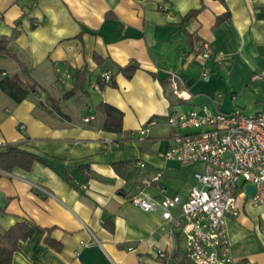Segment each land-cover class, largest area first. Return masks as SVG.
I'll use <instances>...</instances> for the list:
<instances>
[{
	"label": "crops",
	"instance_id": "0c3cea01",
	"mask_svg": "<svg viewBox=\"0 0 264 264\" xmlns=\"http://www.w3.org/2000/svg\"><path fill=\"white\" fill-rule=\"evenodd\" d=\"M14 28L12 44L32 67L36 92L15 103L0 89V148L20 143L52 166L0 170V231L20 221L33 228L18 241L12 264H162L157 248L171 253V264H193L181 236L171 241L160 229L159 212L130 198L147 191L184 199L198 184L200 164L164 157L174 131L168 114L201 106L264 113V0H0V36ZM198 40L211 47L207 59L191 53ZM128 63L138 66L129 78L118 70ZM17 70L0 57L2 75ZM169 70L180 73L189 99L172 93ZM61 72L69 75L63 85ZM100 102L122 112L121 139L82 124ZM76 104L84 109L74 111ZM151 118L156 122L141 137L136 129ZM105 137L120 142L105 147ZM157 171L161 177L149 183ZM237 203L238 215L226 218L232 254L243 264H264V203L253 204L240 186Z\"/></svg>",
	"mask_w": 264,
	"mask_h": 264
},
{
	"label": "built area",
	"instance_id": "2783aa9c",
	"mask_svg": "<svg viewBox=\"0 0 264 264\" xmlns=\"http://www.w3.org/2000/svg\"><path fill=\"white\" fill-rule=\"evenodd\" d=\"M191 53L196 58L207 59L212 50L208 42L198 40ZM168 77L172 93L181 100L189 99V93L181 88L180 73L169 70ZM68 78V74L61 72L58 82L66 84ZM101 78L108 82L111 74L102 72ZM93 117L91 113L86 114L82 122ZM155 122L156 119L151 118L136 132L141 137L146 136L149 126ZM166 122L174 131L164 153L165 159L175 160L181 166L200 164L202 170L194 172L198 184L188 188L184 199L178 194L154 197L140 191L131 196L130 202L145 212H159L160 229L171 241L181 236L184 255L193 264H243L232 254L226 218L239 213V186L253 204L264 203V113L215 112L201 106L168 114ZM179 129L191 131L180 132ZM118 135L121 139L122 134ZM118 138L105 137L103 144L105 147L118 145ZM138 165L144 166L140 161ZM161 175L162 172L157 171L148 182L158 181ZM245 183L255 185L252 196L245 193ZM127 250L132 251L134 247L128 245ZM154 255L162 264H171V253L165 248H157Z\"/></svg>",
	"mask_w": 264,
	"mask_h": 264
},
{
	"label": "trees",
	"instance_id": "16d2710c",
	"mask_svg": "<svg viewBox=\"0 0 264 264\" xmlns=\"http://www.w3.org/2000/svg\"><path fill=\"white\" fill-rule=\"evenodd\" d=\"M195 12H189L185 19L190 15H194ZM17 34L18 31L14 28L11 36H0V57L14 60L18 67V70L11 75L0 73V89L15 103L23 100L28 94L36 92L35 83L32 81V67H29L26 60L19 55L18 49L12 44ZM137 67L136 64L128 63L124 66H118V70L129 78ZM167 78L169 82L168 74ZM111 80L108 82H112ZM99 83L102 84V81H99ZM75 87L81 88L82 85L77 83ZM70 92L71 90H67L62 93L57 101L63 100ZM51 101L54 102L52 103L53 106L59 110L58 105L55 103L56 100L51 99ZM94 109V117L88 122H82L84 126L98 127L116 134L123 132V114L121 111L105 102H100ZM36 161L52 166L37 154L22 148L20 143H8L0 148V170L2 171L9 172L15 167L28 170ZM113 166L117 169V164H113ZM61 174L67 181H72L67 172H61ZM109 228L113 230V225H109ZM32 232L33 228L25 221L16 222L8 229L0 231V264H12V255L17 249L18 241L27 239Z\"/></svg>",
	"mask_w": 264,
	"mask_h": 264
},
{
	"label": "water",
	"instance_id": "95a60500",
	"mask_svg": "<svg viewBox=\"0 0 264 264\" xmlns=\"http://www.w3.org/2000/svg\"><path fill=\"white\" fill-rule=\"evenodd\" d=\"M244 190L247 195L252 196L255 193L256 188H255V185L251 183H245Z\"/></svg>",
	"mask_w": 264,
	"mask_h": 264
},
{
	"label": "rangeland",
	"instance_id": "374dc122",
	"mask_svg": "<svg viewBox=\"0 0 264 264\" xmlns=\"http://www.w3.org/2000/svg\"><path fill=\"white\" fill-rule=\"evenodd\" d=\"M3 67H4V65H3ZM81 109H84V106L81 105V104H76V105L74 106V111H78V110H81ZM63 111L66 112V109H64ZM188 180H189V179H188ZM191 180H192V179H191Z\"/></svg>",
	"mask_w": 264,
	"mask_h": 264
}]
</instances>
